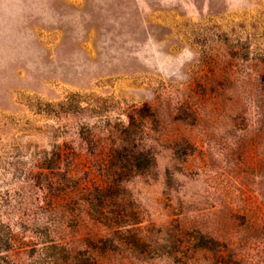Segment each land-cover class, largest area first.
I'll return each mask as SVG.
<instances>
[{"label": "rangeland", "instance_id": "obj_1", "mask_svg": "<svg viewBox=\"0 0 264 264\" xmlns=\"http://www.w3.org/2000/svg\"><path fill=\"white\" fill-rule=\"evenodd\" d=\"M94 261L264 264V0H0V264Z\"/></svg>", "mask_w": 264, "mask_h": 264}, {"label": "trees", "instance_id": "obj_2", "mask_svg": "<svg viewBox=\"0 0 264 264\" xmlns=\"http://www.w3.org/2000/svg\"><path fill=\"white\" fill-rule=\"evenodd\" d=\"M135 152L132 151V149H128L126 146H119L113 149L111 154L109 155V158L111 160V163H114L115 165L119 162L126 161L128 166H137L139 165L140 159L141 161L144 160L145 162L150 161V154L148 151H142L141 157L140 155L138 157H135ZM133 157V158H131ZM93 264H98L96 261L93 262Z\"/></svg>", "mask_w": 264, "mask_h": 264}]
</instances>
